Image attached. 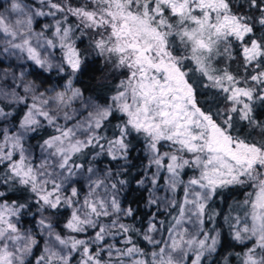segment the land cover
<instances>
[{"label": "snow or ice", "instance_id": "snow-or-ice-1", "mask_svg": "<svg viewBox=\"0 0 264 264\" xmlns=\"http://www.w3.org/2000/svg\"><path fill=\"white\" fill-rule=\"evenodd\" d=\"M0 264H264V0H3Z\"/></svg>", "mask_w": 264, "mask_h": 264}, {"label": "trees", "instance_id": "trees-1", "mask_svg": "<svg viewBox=\"0 0 264 264\" xmlns=\"http://www.w3.org/2000/svg\"><path fill=\"white\" fill-rule=\"evenodd\" d=\"M2 2H3V0H0V3H2ZM99 67L100 66L98 65L97 68H99ZM84 83H89V80L87 78H85Z\"/></svg>", "mask_w": 264, "mask_h": 264}]
</instances>
